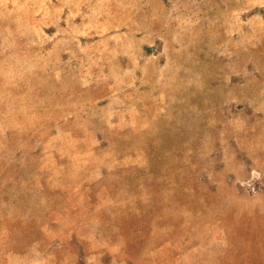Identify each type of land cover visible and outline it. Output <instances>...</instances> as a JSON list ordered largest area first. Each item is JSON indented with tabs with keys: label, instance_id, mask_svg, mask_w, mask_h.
I'll use <instances>...</instances> for the list:
<instances>
[{
	"label": "rangeland",
	"instance_id": "obj_1",
	"mask_svg": "<svg viewBox=\"0 0 264 264\" xmlns=\"http://www.w3.org/2000/svg\"><path fill=\"white\" fill-rule=\"evenodd\" d=\"M0 264H264V0H0Z\"/></svg>",
	"mask_w": 264,
	"mask_h": 264
},
{
	"label": "crops",
	"instance_id": "obj_2",
	"mask_svg": "<svg viewBox=\"0 0 264 264\" xmlns=\"http://www.w3.org/2000/svg\"><path fill=\"white\" fill-rule=\"evenodd\" d=\"M132 259V257H130ZM130 258H128L129 261L135 262V260H131Z\"/></svg>",
	"mask_w": 264,
	"mask_h": 264
}]
</instances>
